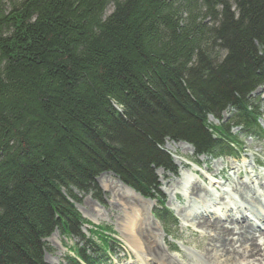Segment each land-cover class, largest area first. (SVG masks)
<instances>
[{"label":"trees","instance_id":"16d2710c","mask_svg":"<svg viewBox=\"0 0 264 264\" xmlns=\"http://www.w3.org/2000/svg\"><path fill=\"white\" fill-rule=\"evenodd\" d=\"M260 87L264 0H0V264H46L55 230L82 241L66 264H99L108 229L83 234L74 191L98 200L111 173L156 201L168 141L237 158Z\"/></svg>","mask_w":264,"mask_h":264},{"label":"rangeland","instance_id":"374dc122","mask_svg":"<svg viewBox=\"0 0 264 264\" xmlns=\"http://www.w3.org/2000/svg\"><path fill=\"white\" fill-rule=\"evenodd\" d=\"M111 9L112 7L110 6L106 14H108ZM249 101L258 107L259 119L257 123L259 128L255 130V132H251L250 135H245L240 128H232L231 133L238 141V160L229 157H223L222 159H212L207 156L196 158L192 148L191 150L179 149L176 150V152H168L163 147L165 152L172 157L176 172L172 174L167 171L157 170L159 194L155 193L156 201L147 200L151 205V209L131 196L122 195L113 182L118 179L111 173H104L97 177V179L100 178V182H97V179L95 180L98 187L99 201L93 199L91 194L82 195L74 191V194H76L79 200V202L73 204L76 211L80 214L82 219L91 224V226L85 225L82 228L83 234L89 237L88 230H90L92 226L95 228L103 227L108 229L107 241L108 245L111 246V250L109 254L102 256L99 264H156L151 261L150 258L143 255L141 250L142 247L136 244L126 231V223L127 220H129L128 217L133 219V212L135 209H138L140 212V217L137 219L139 223L142 219H145L142 228L146 227L151 232V237H155L166 257L175 264H183V260L189 259V256L197 257L198 259V257L201 256V247L203 246V242L200 243L199 237L204 233L194 228L190 223H186L184 215L185 213L192 216L197 213L199 214L201 211L200 207H203V205L207 206L203 204L205 200L210 202L212 206L211 208L207 206V210L211 211L210 209H213L219 212V207L223 206L222 203L220 204L218 202L220 196L224 194L222 190H228L230 192V197L225 195L226 200L228 201L229 199V204L226 203L224 206L230 204L237 205V207L240 205L242 206L241 208L239 207L237 211L233 210L231 213L232 217L234 216V219L237 220L236 223H241V217L245 216L246 221L244 223L252 225L254 229L258 228L253 232L256 235H254V239L257 241L256 244L259 245L261 249L263 248V222L259 221L257 218H253L251 212H249L251 215L247 214L251 207L257 212L261 210L264 212L261 202V199L264 198V187L261 188V186H264V88H257L249 96ZM233 113L234 110L228 109L221 115L223 125L228 127L232 126L231 118ZM209 124L213 126L220 125V123L213 118H209ZM207 167L209 169L219 167V169L223 170L221 171V175H217L216 181H219L220 177H224L223 181L233 180L234 183L236 182L239 184L247 182V187L254 188L253 197L256 199L257 203H251L250 200L247 199L251 203L249 204L250 207L247 208L246 202L243 201L246 200V198H240L241 195L238 196L233 193L231 190L233 189L232 185H230V187L228 183L223 181L221 183L222 188L213 183L210 186V172L206 171ZM182 177L190 178V184L195 183L198 186L200 185L199 187L202 193V195H199L200 198H198V196H183L180 182ZM172 189L177 193L175 197ZM215 191L216 195H214ZM247 193L250 194L248 191L246 194ZM215 200L219 203L218 205H216ZM158 201L162 202L164 209L171 214L174 219L172 224L166 225L165 223H160L151 215L152 212L159 208ZM80 211L84 212L87 216L83 215ZM239 211L242 215H240ZM219 218L223 222L224 218L222 216H219ZM256 222L258 226L256 225L255 228L254 224ZM259 225L262 226V228H259ZM54 234L56 236L51 242L48 243L44 240L47 249L44 254V262L46 264H66L65 257H73L71 252L72 249L75 246H82V241L76 238L66 239L61 237L57 230H55L52 235ZM91 240L96 244L99 242L95 237ZM88 254L91 253L88 252ZM187 261L188 260L185 261V264L188 263Z\"/></svg>","mask_w":264,"mask_h":264},{"label":"bare ground","instance_id":"6f19581e","mask_svg":"<svg viewBox=\"0 0 264 264\" xmlns=\"http://www.w3.org/2000/svg\"><path fill=\"white\" fill-rule=\"evenodd\" d=\"M164 148L168 152H176V150L179 149L191 150V147L186 143H175L170 141L165 143ZM206 171L210 172L209 179H211V181H209V185L211 186V184L213 183L214 185L222 188L221 183L224 177H220L219 181H216V178L218 174L221 175V171L223 170L219 169V167H215V169H209L207 167ZM99 180L100 178L97 179V182H100ZM189 180L190 178L188 177H182L180 181L182 185L181 191L183 193V196H198V198H200L199 195H202L201 188L199 187L200 185L198 186L195 183L190 184ZM113 182L117 190L120 191L122 195L131 196L142 202V204L147 205V207L151 209V205L148 203V201H144L137 193L132 191L130 188L124 186L123 184L118 182V180H114ZM223 182L228 183L229 186L232 185L233 189L231 190L238 196L241 195L240 198H246V200L243 201L246 202L247 208L250 207L249 204L257 203L256 199L253 197L254 188L247 187V182H243L240 184L236 182L234 183L233 180ZM263 187L264 186H261V188ZM172 191L174 192L173 194L175 197L177 193L173 189ZM222 191L224 194L220 196V200H218V202L220 204L222 203L223 206L219 207L220 209L219 212L217 211L218 213L213 209H210L211 211L207 210V206H210V208L212 206L211 203L206 200L203 202V204H206L207 206L203 205V207H200L201 211L199 214L197 213L192 216L185 213L184 219L186 223H190L194 228L203 231L204 234L202 236L200 235L199 237L200 243L203 242V246L201 247V256L198 257V259L197 257L189 256V259L183 260V264H185L186 260H188L187 264H264V244L263 248L261 249V247L256 244L257 241L254 239L255 233L253 232H255V230L258 228H256L255 226L256 229H254L252 225L244 223L246 221L245 216L241 217V223H236L237 220L234 219V216L232 217L231 213L233 210L237 211V209H239V207L241 208L242 206L240 205L239 207H237V205L233 204L224 206L226 203L229 204V199L227 201L225 195L230 197V192L228 190ZM247 191L250 194L247 193V195ZM214 195H216V191ZM247 199H249L251 203ZM218 202L217 200H215L216 205L219 204ZM249 212H251L252 215ZM82 214L85 215L84 212H82ZM240 215L242 214L240 213ZM247 215H251L253 218H257L259 221H262L264 225V212L262 210L260 212H257L251 207L248 210ZM219 216H222L224 218L223 222L221 221ZM139 217L140 212L138 211V209H135L133 212V219L131 217H128L129 220H127L126 223V231L132 238V240H134L136 244L142 247L141 250L143 252V255L147 258H150L151 261L155 262L156 264H175L172 260L164 255V252L158 245L155 237H151V232L146 227L142 228L144 224L143 221L145 219H142L139 223V221L137 220ZM260 227L262 228V226L259 225V228ZM55 236L56 235L54 234L51 237L45 239V241L49 243L53 238H55ZM262 239H264V236L262 237Z\"/></svg>","mask_w":264,"mask_h":264},{"label":"water","instance_id":"95a60500","mask_svg":"<svg viewBox=\"0 0 264 264\" xmlns=\"http://www.w3.org/2000/svg\"><path fill=\"white\" fill-rule=\"evenodd\" d=\"M118 182H120V181H118Z\"/></svg>","mask_w":264,"mask_h":264}]
</instances>
